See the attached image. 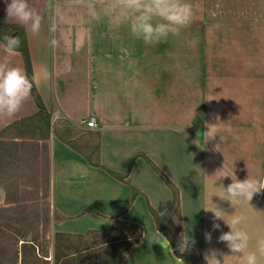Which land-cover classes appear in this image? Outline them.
Wrapping results in <instances>:
<instances>
[{"label":"crops","instance_id":"1","mask_svg":"<svg viewBox=\"0 0 264 264\" xmlns=\"http://www.w3.org/2000/svg\"><path fill=\"white\" fill-rule=\"evenodd\" d=\"M184 5H191V19L171 24L166 17L182 19ZM30 6L44 18L38 36L26 32L50 120L37 117L31 94L14 118L0 117V137L28 123L43 127L54 231L85 241L112 236L122 223L117 240L100 243H126L122 238L142 232L122 264H186L152 211L171 213L165 230L177 245L190 239L203 264L212 250L230 255L218 243L221 233L212 231V214L200 208L213 193L223 194L221 183L233 182L222 177L214 184L219 175L264 182V0H30ZM5 8L0 0V24L19 25ZM145 24L156 29L147 42ZM165 27L178 30L162 37ZM12 64L25 71L19 52ZM58 112L65 119L51 131ZM91 118L96 130L83 126ZM165 178L179 192L178 211ZM212 199L229 222L232 214L242 218L255 251L264 239V190L234 206ZM156 230L165 238L153 242ZM224 261L242 264L237 256Z\"/></svg>","mask_w":264,"mask_h":264},{"label":"rangeland","instance_id":"2","mask_svg":"<svg viewBox=\"0 0 264 264\" xmlns=\"http://www.w3.org/2000/svg\"><path fill=\"white\" fill-rule=\"evenodd\" d=\"M53 128L56 127L51 120V131ZM40 136H44L43 127L28 123L0 137V264H10L16 247L21 254L24 242H35L38 246L37 264H55L57 233L53 226L58 216L49 199L48 145L39 141ZM113 238V235L106 238L91 235L85 241L72 239L68 247L70 260L84 255L98 257L103 250L100 243ZM127 246L128 243H122L114 255L98 258L99 264H116ZM77 251L84 253L76 255ZM88 257L86 261L72 263L87 264ZM27 264L34 263L29 260Z\"/></svg>","mask_w":264,"mask_h":264},{"label":"clouds","instance_id":"3","mask_svg":"<svg viewBox=\"0 0 264 264\" xmlns=\"http://www.w3.org/2000/svg\"><path fill=\"white\" fill-rule=\"evenodd\" d=\"M6 5L5 11L7 18L19 23L26 31H30L33 36H38L41 32L43 17L39 12L30 6V0H3ZM182 19H176L174 17H166L171 24H175L178 27L183 26L191 19L193 9L191 5H184L182 8ZM89 15L93 19H97V15L94 10L90 9ZM177 29H169L167 27L160 29V35L166 37L169 30L176 31ZM55 31L54 26L50 29ZM156 31L150 24H145L142 30L144 39L150 40L153 33ZM4 43L2 50L4 55L0 57V117H5L11 120L21 110L24 102L31 96L32 90L36 84V78H29L23 68L12 64V59L18 54L21 39L19 36L6 35L3 37ZM52 47H56L58 41L52 39L49 41ZM181 133L183 129L180 130ZM214 134H209L206 137V144ZM222 177H231L232 183L224 187L222 186V193H213L205 206L200 209H204L206 212L211 213L210 221L212 231H218L221 234L218 237V243H223L231 253L225 255L218 250H212L210 254L205 256L208 264H225L224 258L226 256H237L241 259L242 264H259L260 255L264 254V239L257 241V248L255 251L250 250V236L242 227V218L232 214V219L229 222L226 219V214L229 215L222 207L213 202V196H218L221 200H227L231 205L247 200L250 202L255 194H259L261 190H264V182L250 180L247 178L244 181L237 180L235 174L219 175L214 180H220ZM235 177V179H233ZM213 184V186H214ZM215 187V186H214ZM223 221V224L220 222ZM224 225H227L229 230L224 231ZM158 237L165 238L160 231L156 230L153 237V242ZM207 239H211L210 233L207 235ZM191 240H185L183 237L178 245V250L184 253L189 250ZM221 256L223 259H218Z\"/></svg>","mask_w":264,"mask_h":264},{"label":"trees","instance_id":"4","mask_svg":"<svg viewBox=\"0 0 264 264\" xmlns=\"http://www.w3.org/2000/svg\"><path fill=\"white\" fill-rule=\"evenodd\" d=\"M6 35H14V36H19V38L21 39V46L19 49V53L22 55L23 60H24V64H25V71L26 74L28 75L29 78H33L34 76V70H33V64H32V57H31V53H30V48H29V44H28V38H27V32L26 30L19 26V25H6V24H0V41L4 43L3 37ZM32 97L34 98L40 112L38 114L37 117L39 118H43L46 120H50V115L48 114L47 108L43 102V99L40 95V92L37 88V85L35 84L33 90H32ZM29 120V119H28ZM28 120H24L21 121L19 123H25ZM18 125V123L14 124ZM12 126V127H14ZM10 127V128H12ZM9 128V129H10ZM151 163V162H150ZM152 164V163H151ZM155 167V166H154ZM156 168V167H155ZM117 177H120L119 175L116 174ZM124 179V178H122ZM165 181L167 182V184L170 186V188L173 190L174 193V206H173V210L174 211H178L179 209V192L178 190L168 181V179L165 178ZM138 195L137 192H134V199L136 198V196ZM153 217L156 220V224L158 229L164 233V235L169 239L176 255L178 256V258L182 259L186 264H203V259H202V255L201 253L194 248H189L188 251L181 253L178 250V245L176 244V242L170 237V235L168 234V232L165 230L168 228L166 227L172 222V219H167L168 217L171 218L172 214L169 213L166 217H162L159 216L158 214H156L154 211H152ZM124 226V224L122 223H116L114 228L112 229L110 234H115V232L119 229V227ZM113 234V235H114ZM142 237V232H139L138 235L136 237H126V238H122L124 241H126V243H128V246L126 247L125 251L123 252L122 256L125 255L127 253V251L136 243H138V241L140 240V238ZM117 239L114 240H109L107 241L108 243L113 242ZM105 242V243H107ZM71 244V240L70 237H67L63 234H57L56 235V239H55V264H73L72 262H78V261H86L88 256H79L78 259H72L70 260L71 255L68 253L69 251V245ZM122 243H118V244H110L107 246H104L102 252L98 253L97 256H89V262L87 264H99L100 262H98V258L101 259V257L105 258L107 255H114V253L116 252V250L120 247ZM67 247V248H66ZM37 249L38 246L35 244V242H24L22 244V251L20 254V251L18 250V248L16 247L14 250V255L13 258L10 259V264H19V260L21 258V264H27L29 260H32V262L34 264H37V262L39 261L40 257L37 254ZM87 251V250H86ZM84 252H76V255H83ZM88 253V252H86ZM74 256V255H72ZM116 256V255H115ZM114 256V257H115ZM123 262V257L119 260H117L116 264H122Z\"/></svg>","mask_w":264,"mask_h":264},{"label":"built area","instance_id":"5","mask_svg":"<svg viewBox=\"0 0 264 264\" xmlns=\"http://www.w3.org/2000/svg\"><path fill=\"white\" fill-rule=\"evenodd\" d=\"M64 119H65L64 115L58 112L54 115L53 124H55L57 121L64 120ZM83 126L91 130H96L98 128V121L96 118H91L89 121L85 122V125Z\"/></svg>","mask_w":264,"mask_h":264}]
</instances>
